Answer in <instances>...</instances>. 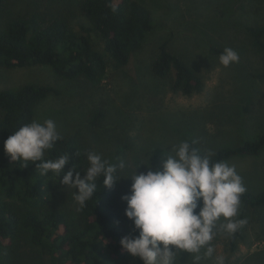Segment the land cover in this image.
Segmentation results:
<instances>
[{
	"label": "rangeland",
	"instance_id": "obj_1",
	"mask_svg": "<svg viewBox=\"0 0 264 264\" xmlns=\"http://www.w3.org/2000/svg\"><path fill=\"white\" fill-rule=\"evenodd\" d=\"M77 1L8 0V13L52 9L69 14L70 10L77 11ZM137 1L151 11L152 30L127 65L109 62L100 86H91L83 79L60 80L49 66L32 65L0 68V90L26 83L59 89L58 96L49 95L38 102L33 121L53 120L57 133L65 137L79 133L87 153L116 164L124 161L126 168L120 174L125 177L131 176L141 163L159 169L164 152L192 137H199L211 152L255 139L262 133L264 51L253 47L245 27L264 22V0ZM78 19L81 20H73L76 29ZM2 25L0 20V28ZM166 39L169 48L201 76L203 87L199 92H174L167 80L151 74L150 64L159 44ZM94 40L100 47L99 39ZM226 47L240 57L238 63L228 67L219 63ZM212 48L219 52H211ZM96 108L104 110L105 119L92 128L88 117ZM263 161L264 149L257 156H237L224 162L235 167L245 191L258 193L264 188ZM143 164L136 169L137 174L148 170ZM130 184V179H120V196L129 192ZM75 191L69 187L59 193L58 202L71 206ZM240 214L246 221L244 239L232 250L229 236L217 232L212 241L215 255H223L225 264H264V207L253 209L240 203ZM124 222L133 229L125 216ZM178 264H192V254L181 252ZM201 264H214V260H203Z\"/></svg>",
	"mask_w": 264,
	"mask_h": 264
},
{
	"label": "trees",
	"instance_id": "obj_2",
	"mask_svg": "<svg viewBox=\"0 0 264 264\" xmlns=\"http://www.w3.org/2000/svg\"><path fill=\"white\" fill-rule=\"evenodd\" d=\"M139 2L78 0L77 11L70 10L69 14L44 9L11 15L8 0H0V68L46 65L60 80L83 79L91 86H100L109 62L127 65L152 30L151 11ZM76 17L81 19L78 29L73 23ZM245 29L253 47L264 51V22ZM94 38L99 39L100 47ZM168 43L166 39L159 44L150 64L151 74L167 80L174 92H199L203 87L201 76ZM59 94L60 90L49 84L26 83L0 90V264H142L119 244L124 236L138 235L124 222L120 179L108 188L103 187V177L98 178L96 193L83 208L73 198L71 206L58 202L57 195L70 187L59 183L63 174L73 165L83 177L88 167L79 133L71 137L59 134L61 139L45 153V160L69 155L60 177L52 172L41 177L35 163L23 167V161H11L4 151L5 140L19 127L33 122L38 102ZM104 119V110L96 108L88 123L96 128ZM186 141L215 163L259 155L264 149V131L255 139L211 152L199 137ZM240 201L245 207H264V188L258 193L245 191ZM200 206L198 202L197 212ZM237 219L245 217L240 214ZM244 229L245 224L228 235L230 249L235 250L244 239Z\"/></svg>",
	"mask_w": 264,
	"mask_h": 264
},
{
	"label": "clouds",
	"instance_id": "obj_3",
	"mask_svg": "<svg viewBox=\"0 0 264 264\" xmlns=\"http://www.w3.org/2000/svg\"><path fill=\"white\" fill-rule=\"evenodd\" d=\"M239 59L237 51L226 47L219 63L228 67ZM60 139L53 120L33 121L5 140L4 151L11 161H23V167L35 163L41 177L49 172L60 177L69 155L45 160L46 151ZM87 161L83 177L72 165L59 183L75 188L74 199L83 208L96 193L98 178L103 177V187L108 188L121 178L131 180L129 192L121 200L126 202L124 216L138 235L119 241L129 255L142 264H178V256L184 252L192 254V264L207 259L225 264L223 255H215L212 241L217 232L232 235L246 223L236 219L246 189L234 166L224 161L212 163L186 140L163 153L159 169L141 163L148 170L137 174L139 164L128 177L120 174L126 168L124 161L112 163L93 152L87 153Z\"/></svg>",
	"mask_w": 264,
	"mask_h": 264
}]
</instances>
